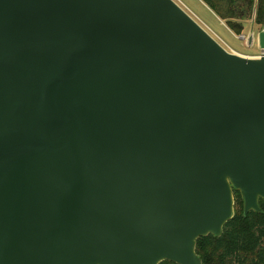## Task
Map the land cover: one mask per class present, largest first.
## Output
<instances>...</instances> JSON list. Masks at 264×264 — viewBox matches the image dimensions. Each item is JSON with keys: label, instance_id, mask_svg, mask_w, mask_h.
I'll return each mask as SVG.
<instances>
[{"label": "water", "instance_id": "1", "mask_svg": "<svg viewBox=\"0 0 264 264\" xmlns=\"http://www.w3.org/2000/svg\"><path fill=\"white\" fill-rule=\"evenodd\" d=\"M234 191L260 212L264 53L173 0H0V264H202Z\"/></svg>", "mask_w": 264, "mask_h": 264}, {"label": "trees", "instance_id": "2", "mask_svg": "<svg viewBox=\"0 0 264 264\" xmlns=\"http://www.w3.org/2000/svg\"><path fill=\"white\" fill-rule=\"evenodd\" d=\"M235 35L244 22L264 24V0H199ZM234 216L225 224L220 237L207 236L196 243V254L202 264H264V202L260 212H244L243 200L236 191ZM161 264H173L162 262Z\"/></svg>", "mask_w": 264, "mask_h": 264}, {"label": "rangeland", "instance_id": "3", "mask_svg": "<svg viewBox=\"0 0 264 264\" xmlns=\"http://www.w3.org/2000/svg\"><path fill=\"white\" fill-rule=\"evenodd\" d=\"M201 27H203L227 52L247 58H256L262 52L256 43V37L262 26L255 25L251 20L244 22V28L240 35L231 32L223 21H220L201 1L199 0H173ZM253 37L251 44L248 39Z\"/></svg>", "mask_w": 264, "mask_h": 264}]
</instances>
